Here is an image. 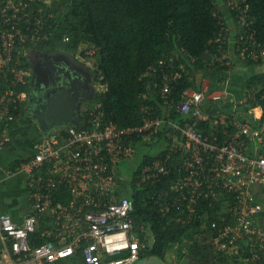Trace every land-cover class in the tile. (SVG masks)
<instances>
[{
	"label": "built area",
	"instance_id": "obj_1",
	"mask_svg": "<svg viewBox=\"0 0 264 264\" xmlns=\"http://www.w3.org/2000/svg\"><path fill=\"white\" fill-rule=\"evenodd\" d=\"M36 1L0 0V81L7 86L0 95V151L12 143L11 127L20 118L16 111L28 97V92L17 90L28 85L31 77V68L25 66L31 49L27 46L52 35L53 27L45 33L39 10H32ZM94 86L95 97L108 91L102 78L95 80ZM170 91L166 84L161 94L165 100ZM213 94L207 87L185 92L183 102L177 105L183 122L148 116L140 127L129 128L112 121L94 98L82 108L80 128L56 127L42 134L35 153L17 167V172L27 177L33 213L22 225L9 214H0L6 263L54 264L72 257L78 249L87 264L140 261L145 244L135 228L134 203L128 190L131 180L123 169L137 158L135 140L143 138L144 146L149 147L150 139L164 124L177 135L172 150L180 151V159L173 162L171 170L169 159L160 157L144 163L139 173L140 181L155 185L174 172L171 189L177 195L167 201L168 192H161L160 211L167 215L179 208L192 219L200 201L223 200L224 211L231 217L220 212L223 226L212 224L213 229L218 228L213 237L218 250L229 255L250 252L251 256L243 259L246 264L263 261L264 228L257 220L263 208L257 202V191H264V134L238 115L233 117V133L200 130L201 123L210 119L203 104L225 95ZM177 222L184 220L178 217ZM38 229L45 242L33 247L30 236Z\"/></svg>",
	"mask_w": 264,
	"mask_h": 264
},
{
	"label": "trees",
	"instance_id": "obj_2",
	"mask_svg": "<svg viewBox=\"0 0 264 264\" xmlns=\"http://www.w3.org/2000/svg\"><path fill=\"white\" fill-rule=\"evenodd\" d=\"M227 3L229 0H37L32 10H39L37 14L44 22L45 33L49 34L53 27L52 35L48 40L27 47H63L74 55L93 60L95 80L102 78L108 86V91L96 95L95 100L103 104L109 118L122 128L140 127L148 116L183 122L177 105L183 102L185 92H200L207 82L209 93L222 91L230 78V66L222 59L230 52L228 25L221 11V5ZM230 9L240 28L238 54L243 56L247 66L264 65L261 58L264 0H237ZM83 44L88 47L81 51ZM90 49L92 54L87 53ZM253 53L259 56L257 60L252 57ZM25 66L30 67L27 59ZM166 84L171 88L168 100L161 95ZM6 89L0 81V95ZM17 90L29 93V84ZM205 103H209L208 111H204L210 114V119L201 123L200 130L221 135L226 129L233 133V117L238 115L242 122L264 134V73L253 75L245 82L237 106L225 95L221 100ZM258 107L263 109V116L256 120L251 112ZM16 114L28 115L26 104L21 105ZM176 136L169 125L164 124L150 139L149 147L144 146L143 138L134 142L139 162L129 178L128 190L134 203L135 228L141 243L145 244L141 259L155 256L168 264V256L175 249L183 264H189L186 257L195 264H235L237 260L238 264H246L243 259L250 257V252L229 255L219 251L214 242L218 228L213 229L212 224L217 222L219 227L223 226L220 212L228 219L231 217V213L224 211L223 200L200 201L192 219L179 208L164 215L159 205L164 199L161 192H168L167 201L177 195L171 189L174 172L163 183L152 185L140 181L143 164L160 157L169 159L168 168H175L173 162L180 159V151L172 150L177 144ZM21 162H15L11 168L15 169ZM227 199L232 201L233 197ZM178 217L184 222H177ZM205 224L213 235L207 237V242H195L191 251L185 252V241L193 235L194 229ZM40 233L38 229L30 236L33 247L45 242ZM262 262L264 260L259 264ZM54 264L87 263L82 249H78L72 257Z\"/></svg>",
	"mask_w": 264,
	"mask_h": 264
},
{
	"label": "crops",
	"instance_id": "obj_3",
	"mask_svg": "<svg viewBox=\"0 0 264 264\" xmlns=\"http://www.w3.org/2000/svg\"><path fill=\"white\" fill-rule=\"evenodd\" d=\"M29 53L30 51L28 52V57H27L28 61H29ZM246 67L253 68V65L245 66V69H242V72L238 74H234L233 79H235V77H238V75L241 76L239 78H244L243 77L245 76L244 70H246ZM254 67L257 69L255 70L256 72H253V73L255 74L263 73L260 69L261 67H264L263 65L261 66L255 65ZM249 78L250 76L244 80L242 84L243 86L240 87L239 83H237L235 80L233 82L230 77L228 82L224 84V86H227L228 91L224 90L223 93H225V95H228V93H231V94H234L235 97H237V93L235 92H238L241 90L243 92L244 84ZM238 88H240L241 90H237ZM235 97H232V98H235ZM229 98L232 99L231 97ZM232 100L233 102H235L236 106H237V101H240V99L237 100L236 98ZM204 109L208 111L209 103L204 104ZM254 110L251 112L254 118L256 120L261 119L263 116V112L261 111L262 112L261 117H257ZM241 114L240 116H243V117L245 116L244 114L242 115ZM23 117H27V116H20V118H18V120H16L11 127L12 128L11 133L13 137L12 143L8 147H6L3 151H0V214L11 215L13 220L19 225H22L24 222V219L28 215L33 213L32 211L33 210V203H32L33 197H32V194H30L27 177L24 174L17 172V169H16L17 167L15 169H12L11 167L15 162H21L22 160H25L28 157L32 156L35 153L36 144L27 143L25 145H20L15 142V139L19 136L21 130L24 129L25 127L26 128L31 127L34 130L38 129L37 131L40 133L41 136L42 134H44L39 130V128H36V129L33 128L34 125L36 124L33 121H31L29 118L28 120H24V122L21 123L20 120ZM0 125H2L1 121H0ZM257 202H260L263 207V211L260 214V216L257 218V220L259 224L264 228V191L263 189L261 190L258 189L257 191ZM191 247L190 248L186 247L187 249L184 248L185 252L187 253L190 252ZM4 252H5V246H4L3 240L0 235V264H7L6 260L8 259L4 260L5 258L3 254ZM177 254L178 252L174 249L169 254L168 256L169 261L167 263L168 264H183V259L178 260ZM173 255H176V259L173 257ZM184 259L187 260L189 264H195L192 260L188 259V257ZM10 263L11 261H8V264Z\"/></svg>",
	"mask_w": 264,
	"mask_h": 264
},
{
	"label": "flooded vegetation",
	"instance_id": "obj_4",
	"mask_svg": "<svg viewBox=\"0 0 264 264\" xmlns=\"http://www.w3.org/2000/svg\"><path fill=\"white\" fill-rule=\"evenodd\" d=\"M77 56L63 47L30 49L31 77L26 106L31 120V114L40 112V109L43 111V107L48 108L57 95L68 90H72L82 108L89 104L87 98L95 89V74L86 61Z\"/></svg>",
	"mask_w": 264,
	"mask_h": 264
},
{
	"label": "rangeland",
	"instance_id": "obj_5",
	"mask_svg": "<svg viewBox=\"0 0 264 264\" xmlns=\"http://www.w3.org/2000/svg\"><path fill=\"white\" fill-rule=\"evenodd\" d=\"M235 2H237V0H229V3L227 4H222L221 5V11L223 13V17L225 19V21L227 22V31H228V36H229V45H230V52L229 54L227 55H224L222 56V59H226L227 60V65L230 66V70L228 72L229 74V77H231L232 81L234 82V80L239 83L240 87L243 86V82L244 80L247 78V77H252L253 74L256 75L255 73L253 72H256L255 70L257 68H255L253 65V68H248L246 67V70L245 71V76H243L244 78H239L241 77L240 75H238V77H235L234 78V74H238L240 72H242V69H245V66H247L245 64V59L243 58L242 55H239L238 54V51H237V48L236 45H237V36L239 35V32H240V28L238 25H236L234 19H233V16H232V13H231V9H230V5H233ZM67 40V39H66ZM64 45H66V41L65 43H63ZM88 45L86 44H83L81 46V51L83 49H87ZM62 48V47H61ZM93 48V47H92ZM91 48V49H92ZM88 50V51H91ZM92 52V51H91ZM93 53V52H92ZM91 53V54H92ZM255 55H257L256 53H253L252 54V57H254ZM77 57H79L78 59H80L81 61H86L87 65L92 69L94 70V66L92 64L93 60H85L83 57H80V55H78ZM262 60L264 61V55L261 56ZM218 59V58H217ZM257 60V59H255ZM250 66V65H249ZM264 66V65H263ZM261 71L264 73V67H261L260 68ZM260 71V72H261ZM233 72V73H232ZM258 73V72H257ZM262 74V73H261ZM203 83L206 81L202 80ZM205 87H209V82H207L206 86ZM204 87V88H205ZM224 90L228 91V88L227 86H224ZM222 90V91H224ZM237 90H241L240 88H238ZM222 91H214L212 93H214L213 95L215 94H218V95H221L223 92ZM228 93V92H227ZM237 93V97H235L234 94H231V93H228V95H225V97H235L237 100L240 99L241 100V96H242V90L241 91H238V92H235ZM235 98H232V99H235ZM262 110L260 108H257L256 110H254V112L256 113V116L257 117H261L262 115ZM27 117H23L20 121L21 123L24 122V120H28V118L31 120V118L26 115ZM32 121V120H31ZM33 128H38V126L34 125ZM38 130V129H37ZM37 130H34L32 129L31 127L29 128H24L21 130L19 136L15 139V142L20 144V145H25L27 143H30V144H36L37 141L40 140L41 138V135L40 133L37 131ZM36 149V148H35ZM152 153V151H151ZM139 160L137 159L136 161H134L133 165H126L124 167V171H125V176L127 178H131V175H132V171L135 170L134 167H136V165L138 164ZM127 167V168H126ZM263 208V207H262ZM191 235V233H190ZM211 235L210 233V230L207 229V225H203L201 228L199 229H194L193 231V235L191 237L188 238V241L186 240L185 241V244L183 246V248L187 249V248H190L195 242L196 243H204V242H207V237H209ZM193 237V238H192ZM186 245V246H185ZM176 247V246H175ZM187 247V248H186ZM173 257L176 259V255H173ZM238 263H239V260H237ZM238 263H235V264H238Z\"/></svg>",
	"mask_w": 264,
	"mask_h": 264
},
{
	"label": "water",
	"instance_id": "obj_6",
	"mask_svg": "<svg viewBox=\"0 0 264 264\" xmlns=\"http://www.w3.org/2000/svg\"><path fill=\"white\" fill-rule=\"evenodd\" d=\"M57 95L50 103L48 108L43 107V111L31 114L32 120L38 126L39 130L48 134L53 128L63 126L81 127L82 106L78 103V99L72 95V90L65 91ZM95 91L92 90L87 101H93ZM31 111V110H30ZM32 112V111H31ZM135 264H166L158 257L152 256L144 258Z\"/></svg>",
	"mask_w": 264,
	"mask_h": 264
},
{
	"label": "clouds",
	"instance_id": "obj_7",
	"mask_svg": "<svg viewBox=\"0 0 264 264\" xmlns=\"http://www.w3.org/2000/svg\"><path fill=\"white\" fill-rule=\"evenodd\" d=\"M259 108V107H258ZM261 109V108H260ZM262 112H263V109H262ZM211 232V231H210Z\"/></svg>",
	"mask_w": 264,
	"mask_h": 264
}]
</instances>
